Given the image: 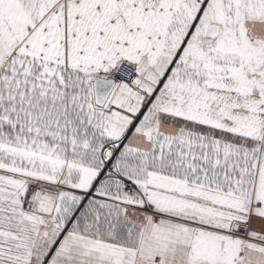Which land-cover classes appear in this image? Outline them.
<instances>
[{"label":"snow or ice","instance_id":"1","mask_svg":"<svg viewBox=\"0 0 264 264\" xmlns=\"http://www.w3.org/2000/svg\"><path fill=\"white\" fill-rule=\"evenodd\" d=\"M0 264H264V0H0Z\"/></svg>","mask_w":264,"mask_h":264}]
</instances>
